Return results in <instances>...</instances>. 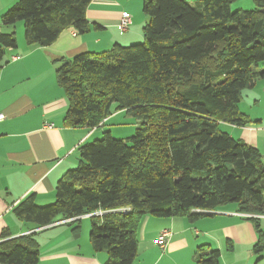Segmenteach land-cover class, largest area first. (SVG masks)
<instances>
[{"label":"trees","instance_id":"trees-1","mask_svg":"<svg viewBox=\"0 0 264 264\" xmlns=\"http://www.w3.org/2000/svg\"><path fill=\"white\" fill-rule=\"evenodd\" d=\"M92 0H19L2 17L23 23L27 45L47 47L73 28L88 31ZM235 0H142V43L82 53L55 72L68 101L64 125L98 128L118 112L136 122L135 133L114 139L110 131L82 144L78 165L56 183L55 201L37 206L29 195L12 209L19 220L48 227L90 218L89 243L106 255L104 264H134L137 228L143 216L183 217L235 204L238 212L264 215V156L234 140L220 124L250 123L238 109L242 93L264 80V0L251 10L231 11ZM0 45L16 48L14 34ZM4 52L0 49V61ZM129 208L126 214L112 211ZM255 222L253 218L249 219ZM253 252L264 250V234ZM1 234L0 264H37L34 234ZM230 247V244L227 245ZM195 264H219L208 246L194 252Z\"/></svg>","mask_w":264,"mask_h":264},{"label":"crops","instance_id":"crops-1","mask_svg":"<svg viewBox=\"0 0 264 264\" xmlns=\"http://www.w3.org/2000/svg\"><path fill=\"white\" fill-rule=\"evenodd\" d=\"M18 1L0 0V35L14 34L16 38V48L0 45L4 52L0 61V113L4 115L0 122V243L3 232L8 239L34 234L40 256L37 264H104L106 255L94 252L88 241L89 226L83 218H91L89 215L80 218V235L76 237L68 225L72 220H57L39 228L19 221L12 209L29 195H34L37 206L53 203L56 183L78 165V148L116 117H122L121 113L127 117L125 112L115 113L96 129L66 127L63 120L68 101L55 72L79 54L142 42L146 22L140 9L142 0H92L85 11L88 31L80 34L69 28L47 47L27 45L22 22L12 26L2 23L1 17ZM122 13L131 16V24L120 34ZM245 93L251 98L250 109L241 114L250 123L219 127L225 125L222 131L264 156V80ZM208 212L195 221L143 216L137 228L134 264H195L193 254L200 246L218 250L219 264H264V250L253 252L258 240L255 224L264 234V215L240 213L235 204ZM164 229L170 237L161 248L156 240Z\"/></svg>","mask_w":264,"mask_h":264},{"label":"rangeland","instance_id":"rangeland-1","mask_svg":"<svg viewBox=\"0 0 264 264\" xmlns=\"http://www.w3.org/2000/svg\"><path fill=\"white\" fill-rule=\"evenodd\" d=\"M186 1L193 3V2L199 1V0H186ZM230 7H231V11L234 12V11H238V10H242V11L251 10L254 8V5H253L252 0H235L231 4ZM140 9L142 11V6ZM139 43H142V42H139ZM135 44H138V43H135ZM132 45H134V44H132ZM245 92H246V90L243 92L242 100L238 104V109L240 110L241 113H248V111L250 109L249 104H250L251 98H247L245 95L246 94ZM121 116L122 117H116L117 119L113 120L109 125L107 124L105 127L100 129L96 133V136L93 138H90L87 143H91L95 139H100L102 137V133H104L105 131H110V133L114 139H126V138L133 136L135 133L136 122L134 121V119L132 117H130V115H127V117H126L121 113ZM122 119H125V120H122ZM225 128H227L225 125L221 126L222 130H225ZM203 215H205V214H203ZM83 220L85 222H87V224L89 226V232H90V229H91L90 218L85 217V218H83ZM89 232H88V241H89Z\"/></svg>","mask_w":264,"mask_h":264},{"label":"built area","instance_id":"built-area-1","mask_svg":"<svg viewBox=\"0 0 264 264\" xmlns=\"http://www.w3.org/2000/svg\"><path fill=\"white\" fill-rule=\"evenodd\" d=\"M131 24V16L128 13H122L120 20H119V24H118V31L120 34H123L124 32H126V30L128 29L129 25ZM75 35V34H73ZM17 60V57L14 59ZM4 120V115L0 113V122H2ZM47 128H50L51 125H46ZM130 211L129 208H121L112 212L115 213H122V214H126ZM194 213H199V214H209L210 212L208 211H200V210H194ZM106 212H95L93 214H89V217L95 216V217H101L103 214H105ZM170 237V232L169 230H162L156 240V243L159 247L164 248L166 246V243L168 241V238Z\"/></svg>","mask_w":264,"mask_h":264}]
</instances>
